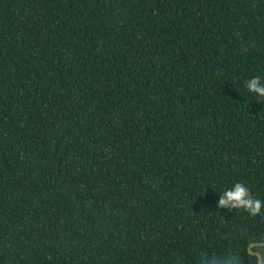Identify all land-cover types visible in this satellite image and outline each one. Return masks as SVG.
I'll return each mask as SVG.
<instances>
[{"label": "trees", "instance_id": "1", "mask_svg": "<svg viewBox=\"0 0 264 264\" xmlns=\"http://www.w3.org/2000/svg\"><path fill=\"white\" fill-rule=\"evenodd\" d=\"M256 76L264 0H0V264H251Z\"/></svg>", "mask_w": 264, "mask_h": 264}, {"label": "clouds", "instance_id": "2", "mask_svg": "<svg viewBox=\"0 0 264 264\" xmlns=\"http://www.w3.org/2000/svg\"><path fill=\"white\" fill-rule=\"evenodd\" d=\"M249 92L264 98V82L259 76L246 82ZM219 206L224 208L244 209L250 215L256 216L264 207V202L254 198L250 189L242 183H235L230 189L224 190ZM247 254L252 258L251 264H264V236L250 238L247 242ZM238 258V254H237Z\"/></svg>", "mask_w": 264, "mask_h": 264}, {"label": "rangeland", "instance_id": "3", "mask_svg": "<svg viewBox=\"0 0 264 264\" xmlns=\"http://www.w3.org/2000/svg\"><path fill=\"white\" fill-rule=\"evenodd\" d=\"M173 136H172V140L177 141V137H173Z\"/></svg>", "mask_w": 264, "mask_h": 264}]
</instances>
